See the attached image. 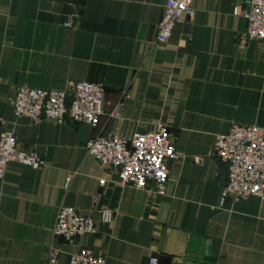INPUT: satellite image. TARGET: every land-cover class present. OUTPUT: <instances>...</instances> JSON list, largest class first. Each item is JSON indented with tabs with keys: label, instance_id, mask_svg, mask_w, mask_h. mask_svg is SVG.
<instances>
[{
	"label": "crops",
	"instance_id": "0c3cea01",
	"mask_svg": "<svg viewBox=\"0 0 264 264\" xmlns=\"http://www.w3.org/2000/svg\"><path fill=\"white\" fill-rule=\"evenodd\" d=\"M167 1L0 0V130L14 131L19 149L45 160L39 170L9 163L0 180V264H46L51 245L61 251L58 264L84 248L104 254L106 264L151 257L264 264V201L221 205L226 167L212 155L216 137L232 125L264 128V40L240 44L249 0H194V18L183 16L156 43ZM84 81L105 88L106 135L131 139L158 124L168 128L179 158L168 163L165 195L153 185L122 188L115 169L87 154L98 133L90 125L13 112L19 87L65 90ZM120 101L121 116L111 118ZM61 206L92 216L96 234L72 244L54 239ZM101 209L114 212L111 224Z\"/></svg>",
	"mask_w": 264,
	"mask_h": 264
},
{
	"label": "built area",
	"instance_id": "2783aa9c",
	"mask_svg": "<svg viewBox=\"0 0 264 264\" xmlns=\"http://www.w3.org/2000/svg\"><path fill=\"white\" fill-rule=\"evenodd\" d=\"M71 2L73 0H61ZM239 14V9L234 11ZM194 0H168L158 25L156 43H165L173 34L178 21L183 17L193 19ZM246 29L240 37V44L250 40H264V0H249L248 9L242 13ZM70 27L71 22L64 24ZM105 88L95 81L71 84L65 90L37 89L27 86L17 88L13 112L33 122L47 119L59 124H88L98 133L86 144L87 154L100 164L115 169L120 178V186L144 190L153 185L155 193L165 195L169 177V161L179 158L174 140L163 124H158L150 132H138L131 139L105 134L101 128L104 115ZM124 104L120 101L110 117H120ZM5 119L0 111V126ZM212 155L226 167L227 182L221 195V205L227 202L256 198L264 201V128L257 125L231 126L226 134L216 137ZM201 157L194 162L201 164ZM19 163L39 170L45 166L44 158L37 152H27L18 148L14 131L0 130V180L5 177L9 163ZM72 175L66 179L68 189ZM105 180L100 181L104 187ZM99 202V195L94 199ZM103 223L111 224L114 212L101 209ZM96 223L92 216L81 215L77 210L61 206L53 228V238L74 243L78 238L96 234ZM61 251L51 245L46 264H58ZM68 264H106L104 254L96 249L84 248L68 256ZM148 264H159L157 257H151Z\"/></svg>",
	"mask_w": 264,
	"mask_h": 264
}]
</instances>
